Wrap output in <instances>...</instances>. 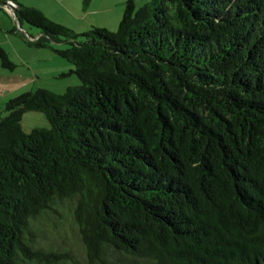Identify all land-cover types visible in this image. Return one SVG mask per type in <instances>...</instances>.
Wrapping results in <instances>:
<instances>
[{
    "label": "trees",
    "instance_id": "1",
    "mask_svg": "<svg viewBox=\"0 0 264 264\" xmlns=\"http://www.w3.org/2000/svg\"><path fill=\"white\" fill-rule=\"evenodd\" d=\"M14 3L80 85L5 105L0 264H76L36 239L61 209L86 264H264V0H127L79 35Z\"/></svg>",
    "mask_w": 264,
    "mask_h": 264
},
{
    "label": "rangeland",
    "instance_id": "2",
    "mask_svg": "<svg viewBox=\"0 0 264 264\" xmlns=\"http://www.w3.org/2000/svg\"><path fill=\"white\" fill-rule=\"evenodd\" d=\"M149 1L136 0V6L141 7ZM7 14L0 13V48L7 53L16 68L14 71H6L0 66V119L6 116V103L24 93L48 90L54 94H63L68 88L80 85L78 77L70 73L72 68L69 63L50 50L36 49L25 43L32 42L31 38H37L35 28L22 22L23 28L20 30L13 16ZM12 28L16 29L15 33L10 32ZM90 30L86 28L82 33L71 31L79 35ZM20 34L24 39L19 38ZM22 126L26 132L33 128L49 127L45 117L38 113L24 114ZM71 222L66 209L51 213L39 220L40 230L36 232V239L42 247L67 253L76 264H86L85 252Z\"/></svg>",
    "mask_w": 264,
    "mask_h": 264
},
{
    "label": "crops",
    "instance_id": "3",
    "mask_svg": "<svg viewBox=\"0 0 264 264\" xmlns=\"http://www.w3.org/2000/svg\"><path fill=\"white\" fill-rule=\"evenodd\" d=\"M126 1L90 0L85 4V0H12L10 3L15 5L14 2H16L25 7L36 8L51 21L75 33H82L84 29L92 27L115 32L122 18ZM1 22L2 19L0 24ZM18 26L22 30L23 25L18 24Z\"/></svg>",
    "mask_w": 264,
    "mask_h": 264
},
{
    "label": "built area",
    "instance_id": "4",
    "mask_svg": "<svg viewBox=\"0 0 264 264\" xmlns=\"http://www.w3.org/2000/svg\"><path fill=\"white\" fill-rule=\"evenodd\" d=\"M12 8H15V5L12 3H8V6L4 7V11L6 13H9L10 15H13V10Z\"/></svg>",
    "mask_w": 264,
    "mask_h": 264
},
{
    "label": "bare ground",
    "instance_id": "5",
    "mask_svg": "<svg viewBox=\"0 0 264 264\" xmlns=\"http://www.w3.org/2000/svg\"><path fill=\"white\" fill-rule=\"evenodd\" d=\"M8 87V86H7ZM19 87V86H18ZM12 90V89H11ZM2 91V90H1Z\"/></svg>",
    "mask_w": 264,
    "mask_h": 264
}]
</instances>
